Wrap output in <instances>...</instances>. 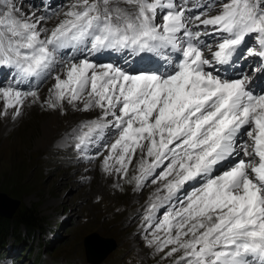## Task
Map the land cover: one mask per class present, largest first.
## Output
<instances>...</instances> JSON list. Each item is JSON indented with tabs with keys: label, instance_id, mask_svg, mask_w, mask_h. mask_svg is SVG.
<instances>
[{
	"label": "snow or ice",
	"instance_id": "1",
	"mask_svg": "<svg viewBox=\"0 0 264 264\" xmlns=\"http://www.w3.org/2000/svg\"><path fill=\"white\" fill-rule=\"evenodd\" d=\"M258 80L264 0H0V118L75 114L61 146L151 189L165 264H264Z\"/></svg>",
	"mask_w": 264,
	"mask_h": 264
},
{
	"label": "rangeland",
	"instance_id": "2",
	"mask_svg": "<svg viewBox=\"0 0 264 264\" xmlns=\"http://www.w3.org/2000/svg\"><path fill=\"white\" fill-rule=\"evenodd\" d=\"M114 58L98 56L101 61ZM263 82L256 81V87L264 88ZM33 110L26 109L7 130H2L0 118V192L19 201L13 215L29 208L41 224L24 244L17 246L11 237L0 243V264H94L84 245L91 233L116 243L97 264H165L146 248L139 230L142 205L151 189L136 193L133 185L103 174L98 161L78 163L75 153L61 146L66 131L75 126L71 112L65 116L69 121L65 128L51 136L61 137L59 145L49 140L42 144V125L51 113ZM114 182L122 189L114 187Z\"/></svg>",
	"mask_w": 264,
	"mask_h": 264
},
{
	"label": "trees",
	"instance_id": "3",
	"mask_svg": "<svg viewBox=\"0 0 264 264\" xmlns=\"http://www.w3.org/2000/svg\"><path fill=\"white\" fill-rule=\"evenodd\" d=\"M40 224L41 221L36 212L29 208L21 210L11 218L0 216V243H6L11 237L17 246L24 244L29 241L30 237H33L34 230Z\"/></svg>",
	"mask_w": 264,
	"mask_h": 264
},
{
	"label": "water",
	"instance_id": "4",
	"mask_svg": "<svg viewBox=\"0 0 264 264\" xmlns=\"http://www.w3.org/2000/svg\"><path fill=\"white\" fill-rule=\"evenodd\" d=\"M18 206L19 201L17 199L10 197L5 192H0V216L11 218ZM84 245L89 261L97 264L115 248L116 243L113 238H106L98 233H91L85 236Z\"/></svg>",
	"mask_w": 264,
	"mask_h": 264
},
{
	"label": "bare ground",
	"instance_id": "5",
	"mask_svg": "<svg viewBox=\"0 0 264 264\" xmlns=\"http://www.w3.org/2000/svg\"><path fill=\"white\" fill-rule=\"evenodd\" d=\"M35 108H38V107L32 106L31 108H27V110L29 112H34L33 109H35ZM13 121L14 120L11 119L10 116L7 118H2V130H7L11 126ZM68 122L69 121L67 119H65V116L61 117L57 114H51V116H49L45 120L44 124L42 125V131H43V137L41 139L42 144H44L45 140H49L48 143L59 145L60 141L62 140L61 137L57 138V139H55V138L51 139V136L54 132L59 131V130H63L65 128V126L68 124Z\"/></svg>",
	"mask_w": 264,
	"mask_h": 264
}]
</instances>
